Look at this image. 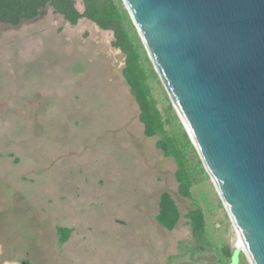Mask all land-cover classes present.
<instances>
[{
  "label": "rangeland",
  "instance_id": "1",
  "mask_svg": "<svg viewBox=\"0 0 264 264\" xmlns=\"http://www.w3.org/2000/svg\"><path fill=\"white\" fill-rule=\"evenodd\" d=\"M111 40L49 8L0 23V264H229L221 249L234 252L236 232L209 177L192 188L201 241L185 219L156 229L161 193L181 214L192 206L177 193L172 160L144 135ZM158 81L149 85L168 116ZM57 227L71 230L65 244ZM238 264H249L241 250Z\"/></svg>",
  "mask_w": 264,
  "mask_h": 264
},
{
  "label": "water",
  "instance_id": "2",
  "mask_svg": "<svg viewBox=\"0 0 264 264\" xmlns=\"http://www.w3.org/2000/svg\"><path fill=\"white\" fill-rule=\"evenodd\" d=\"M121 3L249 264H264V0Z\"/></svg>",
  "mask_w": 264,
  "mask_h": 264
},
{
  "label": "trees",
  "instance_id": "3",
  "mask_svg": "<svg viewBox=\"0 0 264 264\" xmlns=\"http://www.w3.org/2000/svg\"><path fill=\"white\" fill-rule=\"evenodd\" d=\"M78 1L82 10L76 7L77 0H0V23L16 27L44 15L45 9L49 8L70 25L87 20L99 29L112 33L110 45L124 56L121 75L138 106V119L144 135L155 138V147L163 157L173 161L178 193L192 206L183 218L196 239L201 241L206 234L205 216L194 200L192 188L207 179L208 175L172 106L167 108L168 116L163 115L157 106L149 85V81H157V76L121 0ZM158 207L156 222L168 231L173 230L180 213L169 193L160 194ZM56 232L58 243L62 245L69 238L71 230L57 227ZM221 252L225 257L232 256L227 248H222Z\"/></svg>",
  "mask_w": 264,
  "mask_h": 264
},
{
  "label": "crops",
  "instance_id": "4",
  "mask_svg": "<svg viewBox=\"0 0 264 264\" xmlns=\"http://www.w3.org/2000/svg\"><path fill=\"white\" fill-rule=\"evenodd\" d=\"M143 132H144V131H143ZM156 149H157V148H156ZM160 152H161V151H160ZM172 162H173V161H172ZM174 166H175V165H174ZM174 172H175V170H174ZM174 178H175V177H174ZM176 188H177V183H176ZM167 193H168V192H167ZM177 193H178V190H177ZM178 195H179V193H178ZM179 196H180V195H179ZM180 197H181V196H180ZM171 198H172V197H171ZM182 198H183V197H182ZM172 199H173V198H172ZM183 199H185V198H183ZM173 200H174V199H173ZM185 200H186V199H185ZM174 202H175V201H174ZM158 203H159V200H158ZM175 204H176V202H175ZM176 206H177V208H178V205H177V204H176ZM158 211H159V207H158V210H157V212L155 213V215H153L154 223H156V224H155V227H157V228H156L157 230H158V229H164V228L161 227V226L156 222V220H155V217H156V215L158 214ZM178 211H179V213H180V210H179V209H178ZM187 212H188V211H187ZM187 212H186V213H187ZM184 214H185V213H184ZM184 214H181V213H180V218H179L178 222L180 221V219H184V218H183V215H184ZM185 221H186V220H185ZM177 225H178V223H177ZM177 225H176V226H177ZM176 226H175V228H176ZM164 230H166V229H164ZM68 241H69V240L67 239L66 242H68ZM66 242H65V243H66ZM65 243H64V244H65Z\"/></svg>",
  "mask_w": 264,
  "mask_h": 264
},
{
  "label": "bare ground",
  "instance_id": "5",
  "mask_svg": "<svg viewBox=\"0 0 264 264\" xmlns=\"http://www.w3.org/2000/svg\"><path fill=\"white\" fill-rule=\"evenodd\" d=\"M233 228H234V226H233ZM235 232H236V230H235ZM234 246H235V248H239L242 252H245L243 242H242L241 237L239 236V234L237 232H236V241H235Z\"/></svg>",
  "mask_w": 264,
  "mask_h": 264
}]
</instances>
